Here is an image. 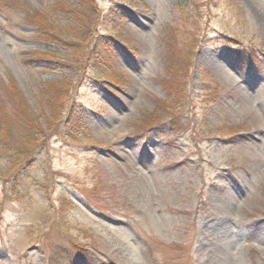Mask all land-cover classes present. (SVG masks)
I'll return each mask as SVG.
<instances>
[{"label": "rangeland", "instance_id": "obj_1", "mask_svg": "<svg viewBox=\"0 0 264 264\" xmlns=\"http://www.w3.org/2000/svg\"><path fill=\"white\" fill-rule=\"evenodd\" d=\"M21 1L63 41L90 12L81 0H67L77 20L54 11L52 0ZM200 1L205 31L190 69V127L171 133L177 117L142 140L130 123L153 111L154 99L172 100L159 81V34L183 0H95L96 38L112 47L123 88L93 61L79 68L74 48L41 41L24 13L0 14V74L15 78L48 133L42 86L82 78L65 128L20 175L3 166L0 264H264V68L243 69L233 53L254 49L264 62V0ZM217 82L225 88L214 96ZM229 126L239 133L230 136ZM205 127L216 132L205 137ZM61 234L88 255L78 257Z\"/></svg>", "mask_w": 264, "mask_h": 264}, {"label": "trees", "instance_id": "obj_2", "mask_svg": "<svg viewBox=\"0 0 264 264\" xmlns=\"http://www.w3.org/2000/svg\"><path fill=\"white\" fill-rule=\"evenodd\" d=\"M84 4V9H89V13L80 15V28L74 38H65L58 33L55 27L50 24L48 18L40 13L30 14L26 12V5L21 0H0V14L12 15L24 13L25 20L29 25L34 26L38 31V38L48 44L62 43L64 46L74 48L79 56L77 66L81 65L85 69L91 61L95 64L96 69L103 68V74L108 78V81L117 87H122L127 84L124 79L117 74L116 68L113 66V49L108 43L97 41L96 28L100 22V13L96 8L95 0H81ZM54 11L72 15L76 20V14L69 13L73 9L67 0H52ZM201 1L187 0L183 5L177 3L175 6L176 16L174 21L169 23L160 31L159 37L163 45V60L165 75L160 77L159 81L167 92V96L172 100L168 101L160 98L154 99L155 108L151 112H143L141 119L138 122L130 123L131 127L135 126V134L140 136V139H146L150 134L162 133L165 127H162L170 120L179 118L177 124L169 127L171 133L177 130H183L190 124L186 122L187 116L184 112L185 108L191 104L189 93L187 94L190 84L191 71L194 66V58L196 55L197 37L205 31L201 17ZM192 9H195L193 12ZM97 11V13H95ZM58 13V14H60ZM82 17V19H81ZM189 25L191 27H189ZM187 40V41H186ZM185 53L183 54V52ZM257 50L248 49L239 46L233 51L235 58L240 62L243 69L250 70L256 66L264 68V62L258 60L260 56ZM42 55V54H41ZM108 67V71H104V67ZM82 84V78L54 80L51 83L44 84L41 88L42 100L40 105L43 106V111L46 113V123L48 124L47 132L41 116L35 112L33 106L25 97L23 91L19 87L17 81L13 77H9L4 81L0 74V173L3 172L4 164L14 172V175H20L21 171L30 166L35 155V151L45 148L49 140L54 134L61 132L64 123V114L68 101L72 98L74 90ZM121 88V89H122ZM224 86L216 83L211 89V93L216 96L220 91L224 90ZM169 100V99H168ZM179 102V108L177 104ZM189 103L186 106V103ZM174 103V104H173ZM184 103V105H183ZM185 124H189L185 127ZM190 127V126H189ZM205 137H209L211 133L216 132V127H205ZM215 128V129H214ZM230 136L237 135L234 127H227ZM206 131V132H205ZM223 132H217L222 135ZM85 133V141L91 144L95 141L93 136ZM152 137V136H150ZM96 147L98 143L93 144ZM15 170V171H14ZM99 178L94 184L98 188L102 184ZM92 191H85L84 194L90 197ZM4 212V202L0 199V219ZM66 216L62 214V219ZM52 226L61 227L52 221ZM70 228L64 233L68 234ZM67 239L68 236L61 234L58 236L63 243L69 245L71 242V250H76L78 257H86L80 248L82 244L75 243L74 238ZM44 242V240H43ZM103 264H112V262H103Z\"/></svg>", "mask_w": 264, "mask_h": 264}]
</instances>
